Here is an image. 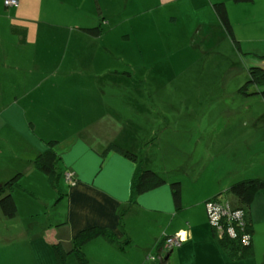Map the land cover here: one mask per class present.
Returning a JSON list of instances; mask_svg holds the SVG:
<instances>
[{
    "label": "rangeland",
    "instance_id": "rangeland-1",
    "mask_svg": "<svg viewBox=\"0 0 264 264\" xmlns=\"http://www.w3.org/2000/svg\"><path fill=\"white\" fill-rule=\"evenodd\" d=\"M5 1L0 0V165L24 172L37 156L35 146L54 139L63 170L80 132L107 126L112 138L118 133L115 119L106 117L110 106L118 107L123 125L131 127L126 118L136 120V135L127 128L126 137L137 138L155 157L154 170L180 171L189 183L198 176L196 188L238 174L264 180V101L239 92L249 68L262 63L264 0H19L21 8H6ZM216 3L226 5L240 48L221 25ZM83 27H101L102 36L85 35ZM19 31H26V43ZM109 147L98 142L91 150L104 158ZM186 169L192 178H183ZM144 170L149 169L142 162L135 178ZM64 179L68 185L76 181L71 171ZM24 180L21 174L19 184ZM29 180L38 187L36 177ZM48 191L58 204V192ZM15 192L21 201L30 199L26 190ZM5 195L0 192V198ZM67 203L65 198L63 207L49 209L48 218L64 220ZM263 221L256 223L259 229ZM129 228L136 235L142 226ZM166 238L156 259L168 260L179 248L168 249ZM121 244L135 246L131 239ZM138 251L132 248L129 257ZM192 257L186 262L201 264L207 253ZM262 258L254 263L263 264Z\"/></svg>",
    "mask_w": 264,
    "mask_h": 264
},
{
    "label": "crops",
    "instance_id": "crops-1",
    "mask_svg": "<svg viewBox=\"0 0 264 264\" xmlns=\"http://www.w3.org/2000/svg\"><path fill=\"white\" fill-rule=\"evenodd\" d=\"M17 1L19 2L17 7L21 8V2ZM106 108L108 109L106 117L110 116L115 119V126L119 128L118 133L112 138L107 126L100 127L98 130L93 128L90 134L80 132L70 154L65 157L66 168L63 170L60 161L64 157L59 156L54 145V151L59 157L56 166L57 173L54 177L40 171L34 163L36 158L48 149L47 143L45 146H35L37 156L34 161H29L30 164L24 168V172L20 169L18 171L16 166L12 167L8 163L0 165L1 185L16 175L23 174L25 177L22 184L18 181L14 190L4 192L6 195L13 196L17 205V214L14 218H7L0 208V264H56L53 249V244L56 243L68 252L66 264H80L72 252L74 241L79 233L91 228L106 229L112 236L96 238L84 246L83 253L89 264H148L147 260L151 258H155L151 260L154 264H162L161 258L156 259L155 255V253L159 257L161 255L158 254L160 251L158 247L165 237L177 235L184 237L185 241L181 247L171 253L166 264H184L187 260L190 262V257L193 259L192 253L197 254L203 249L207 257L201 261V264H246L247 259L232 260L220 246L208 222L206 203L218 195L216 194L218 189L221 192L229 186V190L240 181L260 178H245L246 176L240 178V174L230 175L231 177L225 180L220 179L216 183L196 188L198 176L190 177L192 171L186 169L183 172L185 173L184 179H194L189 183L182 180L181 175L178 174L180 171L176 170L173 172L176 174H172L165 170H154L155 157H152L148 150L145 152L143 143L137 138L128 139L126 137L125 133L129 129L133 130L136 135V120L126 118L132 121L129 128L128 123L126 125L121 123L125 118H122V114L116 110L118 107L113 110L110 106ZM138 108L136 107L138 111L142 110ZM103 130L104 132L98 136V132ZM99 137L103 139L99 140ZM98 142L102 144V147L108 143L110 145L108 148L110 152L104 153V158L91 150V147L94 149V145ZM126 153L137 156L140 153L139 158L141 159L137 162L132 161ZM142 162L149 170L165 177L167 183L158 189L140 195L133 202V182ZM186 164L187 168L193 167L189 163ZM67 171L75 175L74 184L66 183L64 175ZM37 172H42L44 175ZM33 177L37 178L35 183L38 187L29 183L32 182L29 179ZM176 181L182 184L180 207L173 199L170 185ZM185 186L188 194L184 191ZM49 189L58 192L60 197L58 204L52 203V193H49ZM16 190L17 192L26 190L27 193L23 194L29 195L30 199L19 200ZM65 198L68 199V203L64 220L53 221L52 218H48L47 211L53 207H63ZM258 198L261 200L255 207ZM21 202L24 203L21 204ZM21 205H24L26 209L25 214L23 210H20L23 207ZM259 207L261 211H264V190L257 194L248 208L254 230L253 256L248 259L251 264H258L254 262L262 255L264 264V223L261 224L263 229H259L256 224L264 219V216L258 217ZM125 212L127 215L124 217ZM137 224L139 225L136 226ZM129 226H142V228L137 231L136 235H132L128 231ZM144 227L155 232H145ZM125 239H131L135 246L122 247L121 243L125 242ZM132 248L139 251L131 259L129 252ZM189 262L186 263L190 264Z\"/></svg>",
    "mask_w": 264,
    "mask_h": 264
},
{
    "label": "trees",
    "instance_id": "trees-1",
    "mask_svg": "<svg viewBox=\"0 0 264 264\" xmlns=\"http://www.w3.org/2000/svg\"><path fill=\"white\" fill-rule=\"evenodd\" d=\"M253 0H235V2H252ZM213 8L216 12V15L221 22V25L227 32L229 38L237 48H240L239 42L236 40L234 35V30L230 22L229 14L227 7L224 3H216L213 5ZM15 29H12L14 31ZM81 32L85 35L91 36L95 39H98L102 36L101 27L93 28H80ZM23 35L21 40L22 43H26V31H19ZM261 62H264V55L260 56ZM249 80L243 85L239 92L245 97H256L259 96L264 101V69L260 65H255L249 68L248 70ZM255 89V91L253 90ZM55 141L47 142L48 149L41 153L35 160L36 167L47 174L48 176H55L56 173V164H57V154L54 151ZM126 156L132 161H137L135 154L126 153ZM19 175H16L12 179L6 182L3 187L0 189V192H6L7 190L11 191L16 188ZM167 183L165 177L161 174H158L152 170H144L138 174L133 182L132 189V200L133 202L137 197L143 195L149 191L158 189L164 186ZM173 194V199L178 207L181 206L182 201V184L179 181L173 182L170 184ZM264 190V180L263 179H248L240 181L234 184L226 193L222 195H217L216 197L210 199L211 201H218L221 204L228 206L232 211L224 220L223 225L225 230L223 233H219L216 227L212 226L213 234L220 246L226 252V254L232 260H245L253 256V246H252V237H253V224L251 221L250 213L248 208L255 200V197L258 193ZM0 208L7 218H14L17 214V205L14 201L13 196L6 195L0 199ZM242 212L244 226H239V221L235 219L234 213ZM234 228L238 234L236 238H231L227 230ZM244 235H249L251 242L248 244L243 243L242 237ZM111 233L103 228H91L85 230L77 235L74 241V246L72 252L77 257L80 264H89L88 260L83 253V248L89 242L95 240L99 237H111ZM162 248L161 245L158 249ZM53 249L56 255V264H66V257L68 252L59 244H53ZM160 252V251H158ZM162 264H166V257L161 259Z\"/></svg>",
    "mask_w": 264,
    "mask_h": 264
},
{
    "label": "built area",
    "instance_id": "built-area-1",
    "mask_svg": "<svg viewBox=\"0 0 264 264\" xmlns=\"http://www.w3.org/2000/svg\"><path fill=\"white\" fill-rule=\"evenodd\" d=\"M19 2L17 0H6L5 1V6L6 7H15L18 6ZM232 211L228 206H225L221 204V202L218 201H211L207 205V214H208V219L211 223L212 226L216 227L219 233H223L225 230V226L223 225V220L231 214ZM243 213L242 212H235L234 217L236 220L239 221L238 225L239 226H244V221H243ZM228 235L231 238H236L237 233L234 228L228 229L227 230ZM243 243L248 244L251 242V238L249 235H244L242 237ZM185 241V238L177 235L174 237H167L166 238V246L168 249H172L173 247H180L182 245V242ZM152 260H155L154 258H151Z\"/></svg>",
    "mask_w": 264,
    "mask_h": 264
},
{
    "label": "water",
    "instance_id": "water-1",
    "mask_svg": "<svg viewBox=\"0 0 264 264\" xmlns=\"http://www.w3.org/2000/svg\"><path fill=\"white\" fill-rule=\"evenodd\" d=\"M260 66L264 69V62L260 64ZM2 188V185H0V189Z\"/></svg>",
    "mask_w": 264,
    "mask_h": 264
}]
</instances>
